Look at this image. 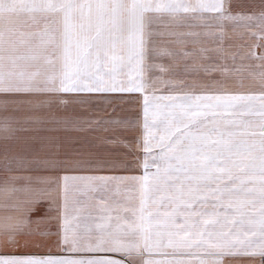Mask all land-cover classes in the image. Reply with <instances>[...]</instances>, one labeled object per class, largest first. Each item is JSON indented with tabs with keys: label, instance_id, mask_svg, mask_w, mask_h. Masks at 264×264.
I'll list each match as a JSON object with an SVG mask.
<instances>
[{
	"label": "snow or ice",
	"instance_id": "1",
	"mask_svg": "<svg viewBox=\"0 0 264 264\" xmlns=\"http://www.w3.org/2000/svg\"><path fill=\"white\" fill-rule=\"evenodd\" d=\"M241 28L264 49V0H0V264H264V51L225 46ZM106 93L140 95L93 112ZM78 184L101 194L83 225Z\"/></svg>",
	"mask_w": 264,
	"mask_h": 264
},
{
	"label": "rangeland",
	"instance_id": "2",
	"mask_svg": "<svg viewBox=\"0 0 264 264\" xmlns=\"http://www.w3.org/2000/svg\"><path fill=\"white\" fill-rule=\"evenodd\" d=\"M239 32L243 33L242 35H234L233 38L229 41H225V46H231L233 51H238L241 54L245 53L247 50L251 49L252 52L255 53L256 56H259L264 49H261L259 47H251L254 43L258 41V37L250 36L249 32L244 31L242 28L238 30ZM241 61L239 58L237 59V64H240ZM243 63H258V61L253 60L252 58H248L243 61ZM247 83V81H246ZM75 95V94H73ZM125 96V97H132L135 98L136 96H139V93H106V94H91V99L88 100L87 106L93 111V112H101L106 107L108 100L113 97H119V96ZM142 101V97H141ZM63 107V106H62ZM81 115H89V113H80ZM98 133H74V136H78V142L75 144L68 145L69 148H77L80 149L82 146L84 147V150H87L88 142L92 139L93 135H96ZM48 174V173H43ZM65 173H61V175H64ZM70 175H110V173H92V172H76V173H68ZM142 174V170L140 173ZM55 196V192L53 193ZM100 193L91 192L89 191L84 185L78 184L74 186L68 193V201H69V215L73 216L76 214V209H79V215H80V223L87 224L90 220L87 219L89 213H95L98 207L101 204L100 201ZM108 203H111V201H108ZM61 205H62V211H63V194H61ZM74 206V207H73ZM74 208V210H73ZM73 212V213H72ZM10 213V210H3L2 213L5 216H7ZM53 216H55V210H53ZM52 232L56 231L57 223L55 219L52 220L51 224L48 226ZM54 238V237H53Z\"/></svg>",
	"mask_w": 264,
	"mask_h": 264
},
{
	"label": "crops",
	"instance_id": "3",
	"mask_svg": "<svg viewBox=\"0 0 264 264\" xmlns=\"http://www.w3.org/2000/svg\"><path fill=\"white\" fill-rule=\"evenodd\" d=\"M73 207H74V206H73ZM73 210H74V208H73ZM72 213H73V212H72ZM90 222H91V221H89V223H90ZM153 258H157V259H158V258H160V257H153Z\"/></svg>",
	"mask_w": 264,
	"mask_h": 264
}]
</instances>
